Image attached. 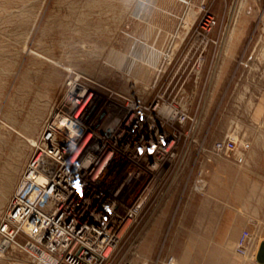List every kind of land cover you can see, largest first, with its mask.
<instances>
[{"label":"rangeland","instance_id":"374dc122","mask_svg":"<svg viewBox=\"0 0 264 264\" xmlns=\"http://www.w3.org/2000/svg\"><path fill=\"white\" fill-rule=\"evenodd\" d=\"M207 17L214 24L204 30ZM74 73L99 85V106L166 89L168 97L171 83L186 81L187 111L198 120L189 138L175 128L183 134L177 162L161 206L129 231L128 258L259 264L264 0H0V223ZM201 174L206 187L196 192ZM0 264L31 261L15 248L0 251Z\"/></svg>","mask_w":264,"mask_h":264},{"label":"built area","instance_id":"2783aa9c","mask_svg":"<svg viewBox=\"0 0 264 264\" xmlns=\"http://www.w3.org/2000/svg\"><path fill=\"white\" fill-rule=\"evenodd\" d=\"M212 24L207 17L201 28ZM180 82L168 97L166 89L99 106V85L69 76L0 223V251L19 249L31 264H134L125 242L161 206L180 152L175 128L189 138L198 127ZM205 187L198 175L195 191Z\"/></svg>","mask_w":264,"mask_h":264},{"label":"water","instance_id":"95a60500","mask_svg":"<svg viewBox=\"0 0 264 264\" xmlns=\"http://www.w3.org/2000/svg\"><path fill=\"white\" fill-rule=\"evenodd\" d=\"M257 262L259 264H264V242L261 243L258 253H257Z\"/></svg>","mask_w":264,"mask_h":264},{"label":"bare ground","instance_id":"6f19581e","mask_svg":"<svg viewBox=\"0 0 264 264\" xmlns=\"http://www.w3.org/2000/svg\"><path fill=\"white\" fill-rule=\"evenodd\" d=\"M151 19V18H150ZM142 44V43H141ZM157 43H155V45H156ZM145 46V45H144ZM149 48V47H148ZM151 49H152V52H154V48H153V46L151 47ZM137 50V49H136ZM140 52V51H139ZM156 52V51H155ZM143 54V53H142ZM140 55V54H139ZM147 55V54H146ZM146 55H144V56H146ZM134 56V55H133ZM150 58V57H149ZM139 59V58H138ZM150 60V59H149ZM142 61V60H141ZM144 64V63H143Z\"/></svg>","mask_w":264,"mask_h":264}]
</instances>
